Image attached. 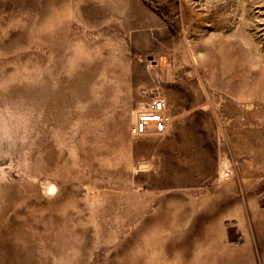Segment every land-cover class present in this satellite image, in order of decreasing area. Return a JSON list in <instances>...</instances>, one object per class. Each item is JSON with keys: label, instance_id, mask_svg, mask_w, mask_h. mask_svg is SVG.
<instances>
[{"label": "rangeland", "instance_id": "1", "mask_svg": "<svg viewBox=\"0 0 264 264\" xmlns=\"http://www.w3.org/2000/svg\"><path fill=\"white\" fill-rule=\"evenodd\" d=\"M0 264H264V0H0Z\"/></svg>", "mask_w": 264, "mask_h": 264}, {"label": "built area", "instance_id": "2", "mask_svg": "<svg viewBox=\"0 0 264 264\" xmlns=\"http://www.w3.org/2000/svg\"><path fill=\"white\" fill-rule=\"evenodd\" d=\"M169 117L165 113V101L155 98L151 104L137 114L131 127L133 137H143L150 134L161 135L166 132Z\"/></svg>", "mask_w": 264, "mask_h": 264}]
</instances>
